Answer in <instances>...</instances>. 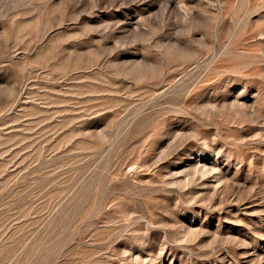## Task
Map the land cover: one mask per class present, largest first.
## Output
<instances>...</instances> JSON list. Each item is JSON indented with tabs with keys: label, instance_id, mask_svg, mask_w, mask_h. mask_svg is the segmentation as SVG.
Wrapping results in <instances>:
<instances>
[{
	"label": "rangeland",
	"instance_id": "374dc122",
	"mask_svg": "<svg viewBox=\"0 0 264 264\" xmlns=\"http://www.w3.org/2000/svg\"><path fill=\"white\" fill-rule=\"evenodd\" d=\"M0 264H264V0H0Z\"/></svg>",
	"mask_w": 264,
	"mask_h": 264
}]
</instances>
